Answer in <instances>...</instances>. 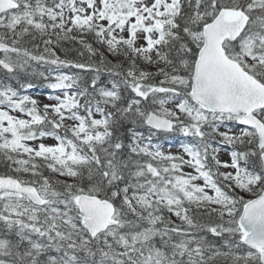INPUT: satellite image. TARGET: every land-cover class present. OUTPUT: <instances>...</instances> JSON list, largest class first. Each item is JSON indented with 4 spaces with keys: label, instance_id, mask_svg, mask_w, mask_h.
Instances as JSON below:
<instances>
[{
    "label": "snow or ice",
    "instance_id": "obj_1",
    "mask_svg": "<svg viewBox=\"0 0 264 264\" xmlns=\"http://www.w3.org/2000/svg\"><path fill=\"white\" fill-rule=\"evenodd\" d=\"M0 264H264V0H0Z\"/></svg>",
    "mask_w": 264,
    "mask_h": 264
},
{
    "label": "rangeland",
    "instance_id": "obj_2",
    "mask_svg": "<svg viewBox=\"0 0 264 264\" xmlns=\"http://www.w3.org/2000/svg\"><path fill=\"white\" fill-rule=\"evenodd\" d=\"M37 91H39V90H37Z\"/></svg>",
    "mask_w": 264,
    "mask_h": 264
}]
</instances>
